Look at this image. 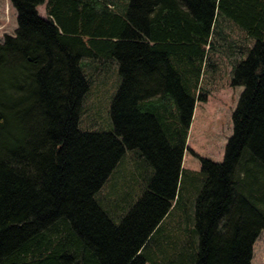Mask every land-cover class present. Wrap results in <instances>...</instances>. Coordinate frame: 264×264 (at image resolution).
I'll use <instances>...</instances> for the list:
<instances>
[{
	"label": "trees",
	"instance_id": "1",
	"mask_svg": "<svg viewBox=\"0 0 264 264\" xmlns=\"http://www.w3.org/2000/svg\"><path fill=\"white\" fill-rule=\"evenodd\" d=\"M8 1L17 27L0 42V264H251L264 231V0ZM220 17L253 45L233 68L243 89L223 159L190 171L185 141L207 95L198 71ZM92 59H116L123 78L106 131L78 128ZM126 150L153 173L127 177L140 193L131 198L134 183L112 215L98 192ZM191 200L190 226L179 217Z\"/></svg>",
	"mask_w": 264,
	"mask_h": 264
},
{
	"label": "rangeland",
	"instance_id": "2",
	"mask_svg": "<svg viewBox=\"0 0 264 264\" xmlns=\"http://www.w3.org/2000/svg\"><path fill=\"white\" fill-rule=\"evenodd\" d=\"M110 1V0H102ZM114 2V0H112ZM125 3L126 0H120ZM46 2V1H45ZM45 2L38 5L36 10L41 17H46ZM16 12L8 0H0V42L5 35L15 34ZM253 45L245 31L225 18H218L209 38V48L205 47L203 61L198 71V89L206 93L204 101L195 100L194 109L189 125L181 166L190 171L200 170V158L215 162L223 159L224 147L232 133V111L234 110L242 86L232 85L233 68L238 65L248 53V47ZM87 59L88 58H84ZM91 60L90 68L84 73L89 81V89L81 101V114L78 128L81 130H109L112 126L110 106L123 78L117 68L107 63L104 68L100 62ZM95 64V67H94ZM110 178L102 185L98 197L102 204L112 214H117V206L126 193L134 189L135 198L140 193L143 182L127 180V177L151 175L153 167L136 150H126ZM145 168L147 174H145ZM141 184V185H140ZM185 194L191 189L186 187ZM135 191V190H133ZM185 214L180 216V222L188 216L192 225L193 204L187 202ZM180 208L175 214L180 215ZM124 216V215H123ZM121 216V218L123 217ZM120 218V219H121ZM174 225V224H173ZM172 225V226H173ZM184 226V225H183ZM251 264H264V231H260L252 245ZM146 264H150L147 262Z\"/></svg>",
	"mask_w": 264,
	"mask_h": 264
},
{
	"label": "crops",
	"instance_id": "3",
	"mask_svg": "<svg viewBox=\"0 0 264 264\" xmlns=\"http://www.w3.org/2000/svg\"><path fill=\"white\" fill-rule=\"evenodd\" d=\"M108 63V62H107ZM107 63L105 62L104 64H100V66L102 65L104 68L107 66ZM109 63L113 64L111 68H117L118 67V62L116 59H112Z\"/></svg>",
	"mask_w": 264,
	"mask_h": 264
}]
</instances>
